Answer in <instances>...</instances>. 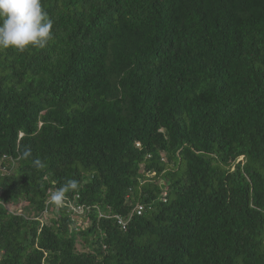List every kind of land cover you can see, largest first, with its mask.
I'll list each match as a JSON object with an SVG mask.
<instances>
[{"label": "trees", "instance_id": "16d2710c", "mask_svg": "<svg viewBox=\"0 0 264 264\" xmlns=\"http://www.w3.org/2000/svg\"><path fill=\"white\" fill-rule=\"evenodd\" d=\"M41 2L0 49V264H264V0Z\"/></svg>", "mask_w": 264, "mask_h": 264}, {"label": "clouds", "instance_id": "9594fccd", "mask_svg": "<svg viewBox=\"0 0 264 264\" xmlns=\"http://www.w3.org/2000/svg\"><path fill=\"white\" fill-rule=\"evenodd\" d=\"M52 27L53 20L43 9L41 0H0V49L44 48L52 37ZM29 154L26 151L24 156ZM37 165L44 166L39 161ZM77 187L76 180L65 183L49 194V202L62 207L66 193Z\"/></svg>", "mask_w": 264, "mask_h": 264}, {"label": "built area", "instance_id": "2783aa9c", "mask_svg": "<svg viewBox=\"0 0 264 264\" xmlns=\"http://www.w3.org/2000/svg\"><path fill=\"white\" fill-rule=\"evenodd\" d=\"M70 208L74 211V212H77V213H81V212H83L84 210V208H83V206L82 205H70ZM47 209H49V205H47ZM142 205H139V204H137L136 205V213L137 214H140L141 213V211H142ZM116 218H117V223L118 224H120V226L122 227V228H124L125 227V222L122 220V218L120 217V216H116Z\"/></svg>", "mask_w": 264, "mask_h": 264}, {"label": "rangeland", "instance_id": "374dc122", "mask_svg": "<svg viewBox=\"0 0 264 264\" xmlns=\"http://www.w3.org/2000/svg\"><path fill=\"white\" fill-rule=\"evenodd\" d=\"M11 208H12V207H11ZM17 210H19V209H17ZM45 216H47V217H48V216H50V215H45ZM78 247H80V244H78Z\"/></svg>", "mask_w": 264, "mask_h": 264}]
</instances>
